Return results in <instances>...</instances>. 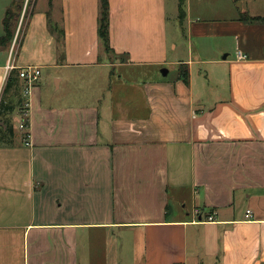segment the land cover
<instances>
[{
    "label": "crops",
    "instance_id": "1",
    "mask_svg": "<svg viewBox=\"0 0 264 264\" xmlns=\"http://www.w3.org/2000/svg\"><path fill=\"white\" fill-rule=\"evenodd\" d=\"M165 1L110 0V54L99 0H34L0 44V74L14 40L41 71L27 141L0 145V264H264V15L179 9L187 60Z\"/></svg>",
    "mask_w": 264,
    "mask_h": 264
},
{
    "label": "rangeland",
    "instance_id": "2",
    "mask_svg": "<svg viewBox=\"0 0 264 264\" xmlns=\"http://www.w3.org/2000/svg\"><path fill=\"white\" fill-rule=\"evenodd\" d=\"M4 4H10L13 3V0H2ZM34 0H30V4H33ZM49 0H43V3L41 4L43 6L48 3ZM235 0H186V12L190 13L191 18H197V14L203 16V18H211L216 16L215 18H220L221 11L223 10V15L227 11H224L226 7H230V3L234 4ZM25 0L21 1V5L23 6ZM218 7L220 9V14L214 15L211 12V9L213 7ZM183 8V10H184ZM222 9V10H221ZM247 9V8H246ZM250 10L253 11V14L257 15H264V0H251L250 1ZM165 12H166V33H167V39L169 42H173L177 45L178 49L176 51V55L178 58L182 59H190L193 60L192 54H190L191 46L193 45H200L201 43H204L202 40L193 39L190 40L188 37V30H187V22L185 24L183 23L181 25L179 16V0H166L165 1ZM21 16L19 17L17 23L19 22ZM27 18V17H26ZM25 18V19H26ZM24 19V20H25ZM26 23V21H25ZM25 25V24H23ZM23 30V28H22ZM21 30V31H22ZM175 54V53H174ZM168 70V68H165ZM178 67H174L171 69V76L170 78L174 77V75L177 73ZM198 69V68H196ZM195 69V71H196ZM143 71H135L132 75H130L132 80H139L141 81L143 79ZM196 77H199L198 73L195 72ZM15 102V99H13ZM17 104V103H16ZM25 103H22L21 105L15 106V111H18V115L23 112V108L25 107ZM20 112V113H19ZM17 114L13 115L12 125L15 132H20L19 125H20V115ZM22 118V117H21Z\"/></svg>",
    "mask_w": 264,
    "mask_h": 264
},
{
    "label": "trees",
    "instance_id": "3",
    "mask_svg": "<svg viewBox=\"0 0 264 264\" xmlns=\"http://www.w3.org/2000/svg\"><path fill=\"white\" fill-rule=\"evenodd\" d=\"M100 2V13H99V20H98V34L99 38L103 44L105 51L110 54L112 49L110 46V39H109V12H110V0H99ZM185 1L180 0V16L181 19L185 16V10H183ZM21 3L18 0H15L13 6H11L7 12L4 19V36L0 39V44L8 45L11 43L14 37L15 26L17 21L21 15L20 10ZM251 20H259L251 19ZM185 82H187V73H185ZM23 84L18 78L16 72H14L7 83L2 103L0 107V145H13L15 139V131L13 125L9 121V117L13 112H15V106L21 105L24 102L23 97ZM13 99H16L15 102ZM17 103V104H15ZM24 125L26 126V130L22 133V140H26L28 138V127L29 122L28 119H24Z\"/></svg>",
    "mask_w": 264,
    "mask_h": 264
},
{
    "label": "built area",
    "instance_id": "4",
    "mask_svg": "<svg viewBox=\"0 0 264 264\" xmlns=\"http://www.w3.org/2000/svg\"><path fill=\"white\" fill-rule=\"evenodd\" d=\"M32 3L30 4V0H25L23 6H22V10H21V21L24 19L27 11L31 8ZM17 41L14 40L11 48H10V54H9V59H8V63L7 65L3 68L2 73L0 74L2 77V81H3V85H4V90L5 87L7 85V83L9 82L12 74L14 72L17 73L18 78L20 79V81L22 82L24 88H23V97H24V102H26L25 107L23 108V112H21V122L19 125V129L21 131L24 132V130H26V126L24 125V119H27V115H28V98L32 92V89L35 87V85L39 82L40 78H41V71L35 67H24V68H18L17 65H15V59H16V55H17ZM238 59L239 60H247L248 56L239 53L238 55ZM4 93V92H3ZM3 93L0 94V107H1V103H2V98H3ZM27 141L24 140V142ZM199 212L195 211V214L197 215ZM253 217V213L252 211L248 210L246 213V219L247 220H251ZM208 222H214V216H209L207 219Z\"/></svg>",
    "mask_w": 264,
    "mask_h": 264
},
{
    "label": "water",
    "instance_id": "5",
    "mask_svg": "<svg viewBox=\"0 0 264 264\" xmlns=\"http://www.w3.org/2000/svg\"><path fill=\"white\" fill-rule=\"evenodd\" d=\"M21 1H22V0H18V2H20V3H21ZM20 10H22V5H20ZM161 73H162L164 76H167V75H168V70L164 69V70H162Z\"/></svg>",
    "mask_w": 264,
    "mask_h": 264
}]
</instances>
